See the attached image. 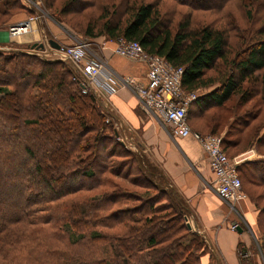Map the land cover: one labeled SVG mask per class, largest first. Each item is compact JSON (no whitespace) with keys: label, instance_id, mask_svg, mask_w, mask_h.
Segmentation results:
<instances>
[{"label":"trees","instance_id":"16d2710c","mask_svg":"<svg viewBox=\"0 0 264 264\" xmlns=\"http://www.w3.org/2000/svg\"><path fill=\"white\" fill-rule=\"evenodd\" d=\"M5 3L7 9L14 4V0H7ZM104 9L108 10L107 7ZM127 10L131 15L125 20L119 18L116 22L106 21L96 33L91 29H88L86 33L97 35L105 32L112 38L124 36L138 40L147 52L163 55L173 65L184 67L182 85L186 90L192 91L205 84L206 71L214 68L218 61L222 60L231 66L228 69L230 72L223 77L219 86L199 94L191 102L187 111V120L197 109L203 111L201 113L204 115L209 107L223 106L235 93L245 92L246 100L249 99V91L242 85L249 79L250 82L257 81L260 76L264 83V39L259 37V44L251 48L247 57L237 60L238 57H228L229 29L227 26L217 27L206 24L193 29L191 14H188L173 30L170 23H165L161 19L155 2L144 1L139 5L135 3L128 6ZM251 13L249 11L248 15ZM250 19L253 21V16L250 15ZM245 30L248 35L249 28ZM263 31L264 28L262 31L256 29L257 33L261 32L260 34H263ZM1 54L2 51H0V64L4 60ZM12 54L34 60L42 65L32 84L38 85L40 89L31 95L32 101L28 113L34 117H24L19 128L23 126L27 132L31 130L34 137L37 134L35 144L43 148H46L45 142L49 140L53 141L54 145L46 148L47 151L41 153L38 159L29 150L27 151L28 159L27 157L19 159L18 154H12L20 169L15 172V175L22 178L24 182L17 183L7 177L5 180L10 186H20V190L16 189L14 192L17 191V196L23 199V205L20 212L0 219L1 262L4 264H202L201 257L209 252L210 248L201 233L188 228L184 217L189 213V206L185 198L175 191L158 165H154L153 168L146 162L141 152L129 150L142 166L140 171L146 175V178L153 179L152 182L155 184L153 185L158 188L157 198L162 196L166 202L155 204L149 200L136 209L129 205L121 207V200L123 203L129 200L132 191L128 193L117 186L112 190L108 189L109 193L104 191L105 186L116 185L112 177L109 175L106 177L105 174L103 177L100 174L98 180L101 182L98 183V187L94 185L86 187L87 182L84 177L91 179L95 172L98 173L97 169H94L93 161L99 158V154L105 162L100 165V170L103 169L102 173L108 172L113 177L119 175L116 167L106 162L109 157L117 155V149L115 145L108 146L107 143L105 145L107 129L113 130L114 135L117 131L116 128L110 127V124L113 126L112 123L105 121L110 113L95 94L83 93L78 80H68L69 74H75L74 66L60 57L45 58L24 50H14ZM56 66H60L61 71L55 69ZM1 67L0 71L5 68ZM14 94L15 92L6 84L0 83V120L10 129L15 126L17 119L21 116L17 107H12L11 99ZM234 110L237 111V108ZM91 130L96 131L93 139L97 146H93V150L90 149L93 142L89 139L81 143V139ZM24 133V131L20 132L21 135ZM262 134H258L256 141L264 140ZM71 135L75 136L73 137L74 145L66 148L63 142ZM32 136L27 135L26 143L21 142V144L25 143V146L31 149ZM115 137L117 138V135L111 137V140L117 146L126 145L122 140L116 142ZM5 140L11 141V138L7 137ZM103 141V146H100ZM222 144L225 148L224 140ZM0 158L6 163L7 157L1 152ZM29 160L32 161L33 172L26 169ZM237 169L238 172H242L248 182L252 180L253 183L264 184V158L239 162ZM51 172H56L55 176ZM71 177L82 180L73 185L68 184L59 188L55 186L58 183L54 182ZM34 179L46 186L45 188L48 189L45 190L46 193L35 192ZM128 181L131 184L135 183L136 186L139 185L134 179ZM91 188L101 189L102 194H95L97 202L76 197V199L68 200L64 207L60 206L66 195L75 194L79 189L87 192ZM10 191L13 190L10 188ZM134 195L138 194L134 193ZM254 204L258 209V225L263 230L261 218L264 208L257 206L256 201ZM11 205L18 204L12 200ZM166 209L169 210L166 211ZM162 210L164 212L160 213ZM139 211L142 213L140 216L137 215ZM110 221H113L112 224L108 223ZM76 224H82L85 227L109 226L111 229L115 227V230L119 232L112 234L111 241L109 243L105 241L99 251L87 256L75 248L74 244L80 241L73 243L85 233L78 232L74 227ZM149 225L152 226L151 229H148ZM263 232L264 230L258 246L264 257ZM105 237L108 236L104 232L97 227H91L92 240L104 242ZM100 246L94 248L99 249ZM246 250L243 244L239 247L241 259L248 264L251 256L242 255Z\"/></svg>","mask_w":264,"mask_h":264},{"label":"rangeland","instance_id":"374dc122","mask_svg":"<svg viewBox=\"0 0 264 264\" xmlns=\"http://www.w3.org/2000/svg\"><path fill=\"white\" fill-rule=\"evenodd\" d=\"M6 1L7 0H0V29H3V32L0 30V51H2L1 56L4 58V60L1 59L2 62L0 66L5 67H1L0 83L6 84L10 90L15 92L14 96H12L13 98L11 97L12 99H10L12 107H17L21 116L17 119L18 122L12 129L7 128V126L0 120V152L3 156L7 157L6 163L0 158V219L4 216L20 212V209H22L21 206L23 205V199L17 196V191L14 192V190H18L20 186H10V184L5 180L7 177L17 183L22 184L24 182L22 178L15 175V172L20 169L17 167L12 154H18L19 159H21V157H27L28 159L29 156L27 151L29 150L38 159V156H40L41 153L47 151L46 148H51L54 145V142L49 140L45 142L46 148H43L35 144L36 138L38 137L37 134H35L34 137L32 136L31 130H28L27 132L23 126L19 128L20 122L24 119V117H34V115L28 113V110L31 107V95L40 91L38 85L32 84L33 79L37 77L36 74L40 72L42 65H39L36 61L29 60L28 58L25 59L24 57H18L17 55L13 56L12 51L14 50H24L31 53V49L33 47L39 46L34 44L38 39L26 40L28 34H30V32L32 33L34 29L29 33H22L19 35L11 34L10 26L13 23L25 20L30 16H38L35 26L38 23L47 39H54L63 46L81 42L87 43L88 52L92 56L100 57L103 60H105L102 54L104 44L108 42L110 45L112 40L115 38L108 36L105 32L97 35H88L86 31L91 29L94 33H96L101 28L102 23H105L106 21L116 22L119 18H121V20H125L131 15L130 11H126L127 7L132 6L135 3L139 5L144 1L155 2L161 19L165 23H170V27L173 30L177 28L178 23L182 19L186 18L188 14H191V26L193 29L200 28L206 24H212L217 27L227 26L229 29V58L238 57L237 60L245 59L251 48L259 44V37L264 39V33L260 34L261 32H256V29H258V31H262L264 28V0H187L186 2L179 0H37L34 4H28L24 0H14V4L7 7V9L5 6ZM104 7H107L108 10L104 9ZM3 10L4 12H2ZM249 11L252 12L250 15L253 16V21H250V15H248ZM248 28L249 34L251 33L252 35H246L245 29ZM49 45L51 48H56L51 43H49ZM111 45L113 46V44ZM41 57H60L68 60L72 64L69 59L57 54L56 51L53 50L47 56L43 55ZM230 67L231 66L229 64L223 62L222 60L218 61L214 68L206 71V83H203V86L201 85V87L192 91H187L195 92L199 95L214 89L216 86L220 85L223 77L230 72L228 71ZM55 69L61 71L60 66H56ZM256 75L259 76L258 74ZM133 76L139 79L136 75ZM68 77L70 78H68L70 81L76 80L75 74H69ZM262 80L263 79L259 76L257 81L252 80L253 83L250 82V79L245 81V83H242L243 87H245L244 89L249 91L250 98H247V100L245 98V92H238L225 102L223 106H213L207 108L204 115L201 113L203 111L198 109L195 110L194 114L192 113L190 118L187 120L189 126L193 130L199 131L200 133H213L221 136L222 141L224 140L225 148L221 142L224 151L229 157L235 158L238 161L240 160L241 162H244L246 160H255L256 155L258 154H260L259 156L261 158H264V140H260V142L256 141L258 134L261 135L264 133V83ZM126 89L134 94L135 98L139 102L133 90L128 87H126ZM115 93L107 94L105 92L98 91V94H96L95 97L101 102H106L107 105ZM23 96H25V98L20 100ZM235 108H237V111L234 110ZM65 111L67 112V110ZM105 121L113 124L114 127L111 124L110 127L116 128L117 138H114L116 142H119L117 140H122L120 136L124 135L126 138L122 140L126 143V145L122 144V146L119 147L111 140V137L116 136L114 135V131L107 129L105 133V145L106 143L108 146L115 145L114 147L117 149V155L109 157L106 162L107 164L109 163V165L112 163V167H116V172L118 171L117 173H119V175L113 177V175L108 172L102 173L103 169L100 170V165H103L105 162L102 161V155L99 154V158L95 161H93L92 158V161L94 162L93 165L95 166L94 169H97L98 173L95 172V175H93L91 179L84 177L85 182H87L86 187H92L93 185L98 187V183L101 182L98 180L100 174H102V177L103 174H105L106 177L108 175L111 176L116 185L110 184L107 187L105 186L106 190L104 191L109 193L110 191L108 189L112 190L113 187L116 186L122 187L123 190L125 189L128 193L132 191L130 192L132 193V196L129 200H126L127 202L125 201L123 203V200H121V207L129 205L130 207H134V209H136L145 205L149 200L155 204H158L159 202H166L162 196L157 198V195H159L157 190L158 188L154 186L155 184L152 182L153 179L146 178V175L140 171L142 166L139 165L136 156L129 151L141 152L145 156L146 162H148L153 168L154 165L156 166L157 163L152 156L151 146L145 142L142 131L139 130V133L133 132V135V133L130 132V129L128 128L129 125L127 123L125 124V128H122L120 124L115 125L114 118L111 115H108ZM22 131L26 134L24 133L25 135H21L20 132ZM130 133H132L133 137H131ZM95 134L96 131L91 130L81 139V143L83 144L86 139H89L93 142V145H91L90 148L93 150V146H97L93 139ZM27 135L28 137H33L31 149L25 146ZM262 135L264 137V134ZM7 137L11 138V141H6L5 139H7ZM68 137V140H63L64 142L62 141L66 148L69 147V145H74L73 137L75 136L71 135ZM21 142L25 143L21 144ZM103 144L104 141L101 142L100 146H103ZM59 145L60 144H58V146ZM250 154H252L251 157ZM247 156H249L250 159H245ZM152 162L153 164H151ZM26 165V169L33 172L32 161L29 160ZM88 165L87 167L89 168L91 165ZM51 173L54 176L56 174V172ZM239 174L241 175L242 172H239ZM241 178L243 190L246 192L250 200L253 203L256 201L258 204L257 206L264 208V184L262 182L253 183L252 180H250L251 182H248V180L244 178L243 174L241 175ZM130 179L136 180L135 182H138L139 185L136 186L135 183L131 184V182L128 181ZM80 180L82 179L71 177L54 183H58L55 184V186L59 188L68 184H76L80 182ZM38 181L39 180L34 179V182L36 183L35 192L46 193L45 190L48 189ZM10 188L13 190V194L10 191ZM100 191L101 189L97 190L93 188L87 190V192L86 190L79 189V191L75 194L66 195L64 197L65 199L63 198L60 203V206L64 207L68 200L76 199V197H79L82 200L96 201L95 194H102ZM134 193H137L138 195H134ZM12 200H14L18 205H11ZM168 210L169 209H166V211ZM163 212L164 210L160 213ZM137 215L140 216L142 213L139 211ZM184 218L186 224H191V227L188 228L196 230V225L190 216V211L185 214ZM261 219V225L264 230V212L262 213ZM113 221L108 223L112 224L111 222ZM74 227L78 232H85L83 237H80L78 241L73 243L80 241V243L74 244L75 248L79 249L80 253L87 256L95 251H99L105 241L108 243L111 241L110 237L112 234L119 232L115 230V227H112L111 229L109 226L91 225V227H97V229L104 232L106 236H108L105 237L104 242H96L90 238V225L85 227L82 224H76ZM151 227L152 226L149 225L148 229H151ZM260 228L261 227H259V230L262 234L263 230ZM259 242L260 240L256 241V245H253L252 248L253 252L257 254L255 256H258L261 264H264V257L258 246ZM97 246H100V248H94ZM1 259L2 258H0V264H4L1 262Z\"/></svg>","mask_w":264,"mask_h":264},{"label":"crops","instance_id":"0c3cea01","mask_svg":"<svg viewBox=\"0 0 264 264\" xmlns=\"http://www.w3.org/2000/svg\"><path fill=\"white\" fill-rule=\"evenodd\" d=\"M0 30L3 32V29ZM29 39H38L34 43L37 45L47 39L38 23L26 37V40ZM111 44L105 45L102 50L109 67L117 74H133L144 78L145 63L116 54ZM101 104L122 128L127 123L130 132L142 131L158 167L170 180L175 191L185 198L190 216L212 252L202 255V264H213V260L214 264H246L239 253L242 244L250 252L251 261L248 264H261L252 248L260 240L261 234L256 205L247 197L232 206L217 194L213 185L214 174L200 143L191 136L173 135L169 125L157 116L146 113L135 95L126 88L119 89L107 105L106 102ZM132 133L131 137L134 135ZM232 220L241 224V230L230 228L228 223Z\"/></svg>","mask_w":264,"mask_h":264},{"label":"built area","instance_id":"2783aa9c","mask_svg":"<svg viewBox=\"0 0 264 264\" xmlns=\"http://www.w3.org/2000/svg\"><path fill=\"white\" fill-rule=\"evenodd\" d=\"M24 1L34 4L37 0ZM37 17L30 16L13 23L10 26L11 34L29 33L35 28ZM107 44L108 42L104 44V47ZM112 44L111 48L116 54L145 63L144 78L138 79L130 74H117L105 60L92 56L88 52V44L84 42L51 48L45 40L43 47L35 46L31 51L40 56H47L53 50L69 59L75 68L76 80L84 93L93 92L96 95L98 91H102L113 94L126 87L133 90L142 109L168 124L173 135L191 136L200 143L214 174V188L221 198L232 206H236L240 200L247 198L237 169L240 161L227 155L221 145L222 137L193 130L187 122L189 105L198 95L183 88L184 67L173 65L163 55L147 52L135 39L119 36L112 40ZM115 125L119 124L115 122ZM120 138L126 139L124 135ZM228 224L232 229H238L241 226L236 220ZM242 255L250 256V252L246 250Z\"/></svg>","mask_w":264,"mask_h":264},{"label":"water","instance_id":"95a60500","mask_svg":"<svg viewBox=\"0 0 264 264\" xmlns=\"http://www.w3.org/2000/svg\"><path fill=\"white\" fill-rule=\"evenodd\" d=\"M49 42H50L53 46H55V47H59V46H60L59 42H57V41L54 40V39H49ZM39 46H43V43H39ZM187 225H188L189 228L191 227V224L188 223ZM195 229H196L197 231H199L197 227H195ZM238 229L241 230V227H239ZM199 232H200V231H199ZM200 233H201V232H200ZM202 235H203V233H202Z\"/></svg>","mask_w":264,"mask_h":264},{"label":"bare ground","instance_id":"6f19581e","mask_svg":"<svg viewBox=\"0 0 264 264\" xmlns=\"http://www.w3.org/2000/svg\"><path fill=\"white\" fill-rule=\"evenodd\" d=\"M46 40H47L48 43H50V42H49V39H46ZM34 46H35V45H34Z\"/></svg>","mask_w":264,"mask_h":264}]
</instances>
